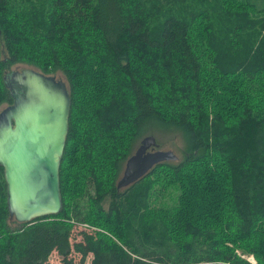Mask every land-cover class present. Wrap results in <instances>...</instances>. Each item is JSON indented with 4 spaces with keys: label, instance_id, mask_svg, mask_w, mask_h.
Wrapping results in <instances>:
<instances>
[{
    "label": "trees",
    "instance_id": "trees-1",
    "mask_svg": "<svg viewBox=\"0 0 264 264\" xmlns=\"http://www.w3.org/2000/svg\"><path fill=\"white\" fill-rule=\"evenodd\" d=\"M20 61L66 78L62 204L11 218L0 165V264H264V0H0V104Z\"/></svg>",
    "mask_w": 264,
    "mask_h": 264
},
{
    "label": "water",
    "instance_id": "water-1",
    "mask_svg": "<svg viewBox=\"0 0 264 264\" xmlns=\"http://www.w3.org/2000/svg\"><path fill=\"white\" fill-rule=\"evenodd\" d=\"M13 73L20 89L12 86V100L0 108V165L10 217L27 221L60 210L58 168L71 102L62 78L30 67ZM155 145L152 135L141 138L125 159L116 187L132 182L159 160L175 157Z\"/></svg>",
    "mask_w": 264,
    "mask_h": 264
},
{
    "label": "rangeland",
    "instance_id": "rangeland-1",
    "mask_svg": "<svg viewBox=\"0 0 264 264\" xmlns=\"http://www.w3.org/2000/svg\"><path fill=\"white\" fill-rule=\"evenodd\" d=\"M37 68L35 65L32 66L31 64H27L25 62H15L10 64V66L7 68L6 73L5 74V79L6 81L9 79L10 75H12V72H20L22 68ZM38 69V68H37ZM53 74V76H55V78H62L65 81V84L67 86V82H66V78L65 76H63L62 72L56 70L53 72H50ZM6 102H2L0 105V108H2L3 106H5ZM7 105V104H6ZM156 145L154 146V149L160 148V149H169L170 151H172L175 154V158H180V140L179 137L174 134V132H170V134H157L156 135ZM138 143V142H137ZM136 143V144H137ZM103 205L105 206V203H103ZM80 227H77L76 229H78ZM73 235H75L74 239H77L79 236L76 234V231H73ZM71 256V261L72 264H89V258H90V253H88L81 261H79V254L75 251H71L70 253ZM249 257V256H248ZM45 264H62L60 262L59 256L56 253V251H52L49 256L47 257V259L44 261Z\"/></svg>",
    "mask_w": 264,
    "mask_h": 264
},
{
    "label": "flooded vegetation",
    "instance_id": "flooded-vegetation-1",
    "mask_svg": "<svg viewBox=\"0 0 264 264\" xmlns=\"http://www.w3.org/2000/svg\"><path fill=\"white\" fill-rule=\"evenodd\" d=\"M7 86L9 87L10 91H12V86L15 87L17 90L20 89V85L17 83V78H15V73L12 72V76L10 75L9 79L7 80Z\"/></svg>",
    "mask_w": 264,
    "mask_h": 264
},
{
    "label": "built area",
    "instance_id": "built-area-1",
    "mask_svg": "<svg viewBox=\"0 0 264 264\" xmlns=\"http://www.w3.org/2000/svg\"><path fill=\"white\" fill-rule=\"evenodd\" d=\"M77 226L81 228V227L85 226V223L78 224Z\"/></svg>",
    "mask_w": 264,
    "mask_h": 264
}]
</instances>
